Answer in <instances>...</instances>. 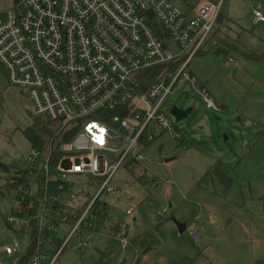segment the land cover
<instances>
[{"label":"rangeland","instance_id":"374dc122","mask_svg":"<svg viewBox=\"0 0 264 264\" xmlns=\"http://www.w3.org/2000/svg\"><path fill=\"white\" fill-rule=\"evenodd\" d=\"M10 1L0 0V9L15 3ZM170 1L193 14L188 8L199 0ZM256 6L264 16V0H224L218 35L188 66L221 110L207 108L190 83L176 87L164 106H192L187 117L170 116L182 138L164 132L142 150L145 158L137 167L148 180L145 184L128 165L120 166L111 184L122 192L99 197L103 212L89 229L76 232L55 264H264V59L256 57L264 55V21L255 20ZM34 112L30 95L10 85L0 63V162L8 167L0 169L1 257L14 241L20 245L15 258L21 257L32 240L19 221L8 219L19 217L11 201L17 190L6 186L15 180L21 185L36 182L45 164L44 156L32 155V143L23 131ZM212 156L222 165L227 183L220 182L215 164L198 176L202 160ZM116 159L111 156L110 162ZM81 181L72 177L73 184ZM55 195H60V204L44 213L38 207L33 225H47L58 217L69 194ZM210 212L223 215L221 233L214 229ZM173 218L185 222L184 232ZM55 235L59 233H51ZM85 240L89 245L80 251L78 242ZM43 243L40 251L48 263L56 241Z\"/></svg>","mask_w":264,"mask_h":264},{"label":"built area","instance_id":"2783aa9c","mask_svg":"<svg viewBox=\"0 0 264 264\" xmlns=\"http://www.w3.org/2000/svg\"><path fill=\"white\" fill-rule=\"evenodd\" d=\"M223 2L199 0L188 8L193 14L170 0H16L0 9V63L8 82L25 89L37 116L57 125L45 154L32 149L45 158L37 181L19 185L11 199L19 218L8 219L27 233L67 227L49 262L37 248L30 264H55L76 232L92 226L105 205L99 197L122 192L111 184L120 166L142 161V150L161 133L182 138L164 106L176 87L190 83L207 108L221 110L188 66L210 45ZM254 10L255 20L264 21L261 7ZM151 70H158L154 79ZM73 176L83 181L73 184ZM55 192H67L68 203L47 225H33L38 207L44 213L60 204ZM33 201L38 206L24 212L22 204ZM88 244L79 241L77 248ZM19 248L16 241L5 246L0 264Z\"/></svg>","mask_w":264,"mask_h":264},{"label":"trees","instance_id":"16d2710c","mask_svg":"<svg viewBox=\"0 0 264 264\" xmlns=\"http://www.w3.org/2000/svg\"><path fill=\"white\" fill-rule=\"evenodd\" d=\"M222 19V15H220L219 17V21ZM219 27V26H218ZM218 31V29H217ZM216 31V34H217ZM256 57L258 58H263L264 59V55H256ZM159 70V69H158ZM158 70H151L153 73V79L156 78L157 76V72ZM56 122H54L53 120H46L40 116L35 115V117L33 118L32 123L30 124V126L26 127L25 129H23L26 137L29 139V141H31L33 148H40L41 152L43 154H45L46 148H47V144H49V142L51 141V139H53L55 137V133L57 130V125L55 124ZM69 139V137L66 138V140ZM139 162L137 161H130L128 165L130 168V172L132 171L133 176L138 179L143 181V183L145 184L148 180L145 176V174L143 173V171L141 169H139L137 167ZM7 164H4L2 162H0V169L2 170H6ZM214 170L219 173L221 176H223L221 173V167L219 166H215ZM21 180H15L14 182L10 183L7 188L10 189V187L15 188L16 190L18 189V186L21 185ZM38 206V203L33 201V205L28 207V203H23L22 207H23V211L24 212H28V213H32V211ZM54 207V206H53ZM23 231V230H21ZM30 234H32V240L30 242V244L28 245V247L26 248V252L19 258H15L12 257L8 260V262L6 264H30L32 258L34 257L36 251L38 250L37 248L40 249V246L43 243L44 240L50 242V243H54L56 241V245L54 247H58L60 245V243L62 242V240L64 239V236L66 235V232H59V233H63V236L60 235H55L54 237L51 236V233H54L50 230H48L46 227L43 228L41 231L37 232L36 228H32L29 231ZM58 234V233H57ZM52 238V241H49L48 238ZM44 238V239H43Z\"/></svg>","mask_w":264,"mask_h":264},{"label":"crops","instance_id":"0c3cea01","mask_svg":"<svg viewBox=\"0 0 264 264\" xmlns=\"http://www.w3.org/2000/svg\"><path fill=\"white\" fill-rule=\"evenodd\" d=\"M11 3H13L14 2V0L13 1H10ZM7 6H10V4L8 5V4H6ZM12 5V4H11ZM222 15V19L219 21V28H218V31H217V34L215 33V35L214 36H217L218 35V33H219V30H220V25H221V22L223 21V17H224V15H223V13L221 14ZM220 107H222V105H220ZM179 153H181V150H180V152ZM215 159L216 158H214V156H212L211 158H207V159H203L202 160V162H201V164H200V166H198L199 167V169H198V176L200 177L201 176V174H203L204 172H205V170H206V168H207V166L209 167V166H212V165H214L213 166V168H215V166L217 165V166H219V162L216 160L215 161ZM170 160H172V159H168V161H170ZM215 161V162H214ZM214 162V163H213ZM222 166V165H221ZM220 166V167H221ZM222 168V167H221ZM222 171V170H221ZM221 174H223V172L221 173ZM221 176V175H220ZM198 177V178H199ZM232 179V178H231ZM201 181H202V179H201ZM227 181H228V178H226V177H224V176H221V178H220V182H222V184H224V182H226L227 183ZM6 189L8 190V188H7V186H6ZM202 190L205 192V189L202 187ZM13 210H14V208H13ZM210 217H211V222H212V224L214 225V229H218V233H221L222 232V230H223V227H224V217H223V215H220V214H218V213H215V212H210V215H209ZM67 227L66 226H62L61 227V232H64V230L66 229ZM22 230V229H21ZM24 231V230H23ZM24 232H26V231H24ZM27 233V232H26ZM61 233H59V235H60ZM194 238H196V237H194ZM193 238V239H194ZM89 245V244H88ZM87 245V246H88ZM28 247V246H27ZM86 247V246H85ZM48 260V258H46V261ZM44 264H45V262H43ZM47 263V262H46Z\"/></svg>","mask_w":264,"mask_h":264},{"label":"water","instance_id":"95a60500","mask_svg":"<svg viewBox=\"0 0 264 264\" xmlns=\"http://www.w3.org/2000/svg\"><path fill=\"white\" fill-rule=\"evenodd\" d=\"M14 2H16V0H14ZM191 110H192V106H190V108L183 110L179 106L174 104L171 107L170 113L174 116V118H176L178 120L181 117H187ZM173 221L175 222V224H176L178 230H180V232L185 231V227H186L185 222H182L180 220H176L175 218H173Z\"/></svg>","mask_w":264,"mask_h":264},{"label":"snow or ice","instance_id":"6c2138e0","mask_svg":"<svg viewBox=\"0 0 264 264\" xmlns=\"http://www.w3.org/2000/svg\"><path fill=\"white\" fill-rule=\"evenodd\" d=\"M101 131H103L102 129H101ZM99 139V138H98Z\"/></svg>","mask_w":264,"mask_h":264}]
</instances>
